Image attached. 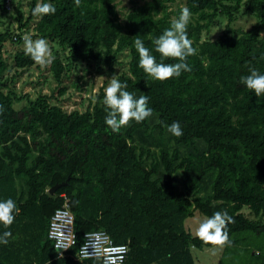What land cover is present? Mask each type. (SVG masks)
Listing matches in <instances>:
<instances>
[{"label": "trees", "instance_id": "1", "mask_svg": "<svg viewBox=\"0 0 264 264\" xmlns=\"http://www.w3.org/2000/svg\"><path fill=\"white\" fill-rule=\"evenodd\" d=\"M5 1L0 17L9 14ZM38 1L29 0L27 15L22 0L14 1L18 26L0 30V201L12 198L20 209L9 229L14 239L0 245V264H100L57 258L47 229L64 197L74 216L70 254L85 234L102 230L115 245H128L125 264H195L192 245L206 248L185 221L195 212L211 216L226 209L235 220L228 226L233 246L218 264H226L227 256L237 262L231 264H264V97L240 82L250 66L264 73V0H183L198 54L188 60L191 73L164 83L139 68L134 39L138 35L159 61L152 40L178 17L175 0H132L123 19L115 0H81L79 8L74 0H44L57 11L39 21L31 15ZM242 10L256 20L249 30L233 27ZM224 19L218 38L203 39ZM30 26L33 39L45 38L66 52V64L56 56L49 67L56 96L30 99L15 91L18 71L36 65L24 50L8 63L4 49L6 43L22 45ZM124 53L127 70L117 76L134 97H149L151 118L112 133L104 123V88L82 112L51 103L66 92L72 66L113 72ZM173 122L183 129L179 138L166 130ZM4 230L0 226V234Z\"/></svg>", "mask_w": 264, "mask_h": 264}, {"label": "clouds", "instance_id": "2", "mask_svg": "<svg viewBox=\"0 0 264 264\" xmlns=\"http://www.w3.org/2000/svg\"><path fill=\"white\" fill-rule=\"evenodd\" d=\"M74 5L79 8L81 0H74ZM56 11L52 3L39 0L31 9V15L39 21L45 16L55 15ZM191 18L192 13L189 8L186 5L181 6L178 17L172 18L170 27L152 40L154 52L159 55V61L153 54V50L146 47L144 41L138 35L136 36L134 46L139 57L138 66L149 79L164 83L170 79L179 78L183 73L192 72L193 69L188 60L197 55L198 50L188 36ZM22 40L25 54L35 65L41 69H47L52 65L56 57L47 39H33L31 35L25 34ZM166 60L175 62L165 63ZM248 73L240 77L241 84L257 98L264 97V73H261L255 66H250ZM99 79L105 78L101 76ZM107 81L102 103L106 109L104 123L112 133L119 134L121 129L131 127L133 122L141 124L153 116V109L149 107L147 95L141 94L139 98L134 97L127 90L128 84L121 82L117 75H113ZM3 111V105H0V115ZM165 127L167 132L174 137L179 138L183 135L179 122H173ZM19 212L20 209L12 198L0 201V226L5 229L0 234V245L7 246L14 239L9 229ZM234 223V218L226 209L215 211L211 216L204 215L197 221L195 238L211 255L216 256L226 247L233 246L228 226ZM63 230L65 229L57 226L55 231L58 237L56 251L60 258H62L63 251L68 250L69 240L72 244L76 243L75 235L69 236ZM192 248L196 250L195 245H192ZM79 251L84 259H96L101 261V264H124L130 249L126 244L115 245L107 232H91L85 234L84 243L81 244Z\"/></svg>", "mask_w": 264, "mask_h": 264}, {"label": "rangeland", "instance_id": "3", "mask_svg": "<svg viewBox=\"0 0 264 264\" xmlns=\"http://www.w3.org/2000/svg\"><path fill=\"white\" fill-rule=\"evenodd\" d=\"M133 2L142 4L143 0H133ZM183 2V0H175L172 8L174 9L177 5H179L180 7L183 6ZM115 4L117 6V10L121 19H123L124 15L133 7L132 0H115ZM22 9L25 12V15H27L29 10V0H22ZM0 20L3 21V23L0 24V30H3L9 23L14 29H16L18 26L14 18L13 10L9 12V14H4L2 17H0ZM255 24V18L251 14H247L242 10V13L237 16V20L233 24V27L236 29L249 30ZM225 25V19L221 20L216 26L212 28L208 35L203 36V39L215 40L222 34ZM262 33L264 34V30L262 31ZM27 34H32V26H30L29 32ZM50 46L55 57H60L66 64L67 62L64 59L66 56V52L62 51L61 47H59L56 43H50ZM18 50H23V44L14 46L10 43H6L4 49V57L7 59L8 63L11 62V55ZM119 61L121 62V65L116 66L113 72L103 70L101 73H98L94 66H90L85 63H80L77 66H72L69 75L70 78L64 80L63 84L66 87V92L64 93V95L60 97L58 96V100L52 99L51 103L59 105L67 112H71L74 110H77L79 112L84 111L86 106L88 105L89 97L94 96L100 88H105L108 83L107 79H110L113 75H119L122 72H126L128 63L127 54H121L119 57ZM13 72L14 70L12 69L11 73ZM18 72L19 76L14 83V88L17 94H27L30 99H36L40 95L49 96L53 93H55L56 96L57 84L54 81L49 68L41 69L36 65L31 67L30 69L23 71L19 70ZM101 76L105 79H99V77ZM78 78L80 79L78 80ZM76 82H78L77 84L78 86H80V89H77L74 86ZM17 107H20V105ZM245 214H248L247 210ZM201 217L202 216L198 212H195L192 218H189L185 221V227L193 236H195L197 221ZM221 254L222 253L213 256L206 249L195 250L193 252L195 264H218ZM225 262L226 264L237 263L234 256L225 257Z\"/></svg>", "mask_w": 264, "mask_h": 264}, {"label": "built area", "instance_id": "4", "mask_svg": "<svg viewBox=\"0 0 264 264\" xmlns=\"http://www.w3.org/2000/svg\"><path fill=\"white\" fill-rule=\"evenodd\" d=\"M14 1H16V0H6L5 1L4 8L7 12L12 11V3ZM65 214H67V215H65ZM73 218H74V216L68 207V200L64 197L63 206L59 209H56L53 212V214L51 215V217L49 219V224H48V229H47V237L52 242L55 251H56V244L58 242V237L55 235V231L57 230V226L64 228L65 230H63V231H65V234L68 233L69 236H72V235H74V219ZM93 232H105V231L98 230V231H93ZM89 233H91V232H89ZM84 238H85V236H84ZM68 243H69L68 250L63 251L62 258L71 257L76 262H82L85 260H96V259H84L81 256L79 250L77 252H75L74 254H70V250L72 249L74 244H72L70 242V240L68 241ZM83 243H84V241H83ZM126 257L124 260V264L126 263ZM57 258H60L58 255V252H57ZM99 263L101 264V261H99Z\"/></svg>", "mask_w": 264, "mask_h": 264}, {"label": "water", "instance_id": "5", "mask_svg": "<svg viewBox=\"0 0 264 264\" xmlns=\"http://www.w3.org/2000/svg\"><path fill=\"white\" fill-rule=\"evenodd\" d=\"M64 185H66V182L61 183V184H57V185L53 186L51 189H49L48 193L50 195H53L58 188H60V187H62Z\"/></svg>", "mask_w": 264, "mask_h": 264}]
</instances>
